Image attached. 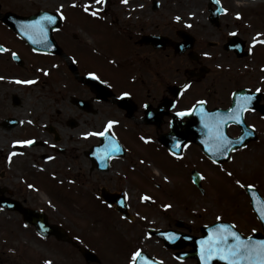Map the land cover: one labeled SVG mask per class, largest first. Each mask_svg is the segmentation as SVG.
I'll return each mask as SVG.
<instances>
[{"label": "flooded vegetation", "instance_id": "flooded-vegetation-1", "mask_svg": "<svg viewBox=\"0 0 264 264\" xmlns=\"http://www.w3.org/2000/svg\"><path fill=\"white\" fill-rule=\"evenodd\" d=\"M245 2L253 0H0V90H8L4 73L32 82L16 88L39 99L33 100L32 111L43 113L35 121H47L41 126L51 143L39 158L60 164L55 170L38 169L49 171L45 181L50 186L61 178L58 191H50L60 205H72L61 206L57 217L52 204L23 193L36 191L28 187L35 186L31 181L27 189L0 183V264H129L137 249L141 258L136 264L145 258L149 264H203L198 241L221 224L241 239L264 240V170L251 173L250 181L238 165L264 162V111L258 108L264 107V84L250 66L261 60L257 45L264 43L247 38L248 26L260 13ZM40 13L44 19L32 18ZM47 15H55L56 22L48 23ZM23 20L39 22L44 36L23 28ZM24 32L40 42L22 37ZM87 77L93 79L91 86ZM243 93L250 97L246 103L238 97ZM10 96L13 106L21 104L20 95ZM241 104L242 123L228 119ZM180 110L191 111L176 117ZM9 118L0 126L11 129L3 124ZM221 119L227 123L220 132L240 143L227 159H211L195 140H185L181 148L176 142L174 151L159 141L172 128L183 132L178 139L184 141L195 136L185 130L196 127L197 138L212 142ZM110 120L117 123L104 136L92 135L104 131ZM245 132L251 134L241 142ZM30 140L28 148L42 145ZM113 144L118 150H112ZM151 149L166 152L165 177ZM180 174L191 190L190 197L183 194L182 208L180 193L170 183L172 175ZM27 177L33 180L34 174ZM237 178L251 185L263 203L253 206L248 188L236 185ZM81 188L83 205L75 200ZM145 196L151 199H141ZM196 198L206 202L195 204ZM21 209L34 211L46 230L25 220ZM169 233L179 238L162 235ZM209 264L227 261L213 256Z\"/></svg>", "mask_w": 264, "mask_h": 264}, {"label": "rangeland", "instance_id": "rangeland-1", "mask_svg": "<svg viewBox=\"0 0 264 264\" xmlns=\"http://www.w3.org/2000/svg\"><path fill=\"white\" fill-rule=\"evenodd\" d=\"M246 5L250 6L253 5L254 11L259 12L260 14L255 18H253V22L248 26L250 29L247 38L250 39L253 42V39L257 41L254 43L257 45L259 41L263 38L261 36H257V33H263L264 29V0H253V2L248 3L245 2L244 6ZM257 12V13H258ZM255 19V20H254ZM264 37V36H262ZM257 54H259L261 59L259 62L255 64H250V66L253 68V75L255 77L259 78L262 84H264V46L257 45ZM24 75V74H23ZM4 79L6 80V85H8V90H0V107L4 108L5 111H0V125L1 121L4 118L14 117L19 121V125L12 127L11 129H6L0 126V170H4L5 177L3 179H0V183L10 187L15 188L17 186L20 187V189H27L25 187V183L32 182L36 188V191L29 190L24 191L26 195L29 196L31 199V196L41 204L49 205L52 204L51 214L54 216L59 217V214L57 213V210L63 207L70 206L71 204H61L58 202L59 198L54 194V191H50L51 188H54L55 191H58L57 189L60 188V183L57 181L61 178H54V183L52 186H50L46 181L45 178H50L48 175V172H43L38 169V167H42L45 169H59L60 164L55 161H43L39 158V155L43 152H49L47 151L48 146L51 143V139L47 132L42 129L41 124L47 123L44 119L43 122L35 121V117H39L42 115L43 111H32L36 106L33 107L32 102L33 100H36L35 103L39 102V99L33 98L31 94L23 91L21 88H16V86H19L20 84H23L26 79L19 76H14V73L11 75L8 73H4ZM25 76V75H24ZM17 93L20 95L21 98V104L19 106H13L11 103V94ZM51 116L55 117L56 113L55 111H50ZM88 119V118H84ZM92 119V118H90ZM30 139H37L42 143L41 146L37 145L35 147L28 148L27 145L17 144L16 141H24V140H30ZM19 146L20 148H16L15 146ZM153 150V149H151ZM165 152V151H164ZM161 150H153V154L151 156L158 162L160 165L156 166L157 171L161 176L168 175L166 167H168V156ZM13 153H15L13 155ZM245 155L244 153H242ZM243 171H248V179L251 181V173H262L264 170V162H261L260 164L256 163H249V162H243ZM155 171V170H154ZM27 173H33L34 174V181L30 180V178L27 177ZM246 175V178H247ZM174 179L170 182L171 187L179 192V206L182 208L181 203L185 201V198L183 197V194H188V196H191V190L190 185L187 180V178L183 175H172ZM37 178V179H36ZM75 180V179H74ZM91 181V180H90ZM89 184H85L86 186ZM68 192V189L65 188ZM52 192V196H50ZM50 193V194H49ZM84 189L81 188L79 192V196L75 199L80 202H82V205L85 204L84 201ZM56 199L54 201V199ZM178 198V197H177ZM52 201V203H51ZM206 199H200L196 198L194 203L200 204L205 203ZM208 202V201H207ZM92 205H94V202L92 201ZM73 208L77 209L75 205H73ZM198 209V208H196ZM65 213V211H64ZM66 214V213H65ZM70 215H74V211L70 210ZM70 220H76L75 218L69 217Z\"/></svg>", "mask_w": 264, "mask_h": 264}, {"label": "snow or ice", "instance_id": "snow-or-ice-1", "mask_svg": "<svg viewBox=\"0 0 264 264\" xmlns=\"http://www.w3.org/2000/svg\"><path fill=\"white\" fill-rule=\"evenodd\" d=\"M96 3H101L102 0H95ZM122 3H126L127 0H121ZM215 2L218 4L219 0H215ZM88 8H85V11H88ZM92 15H96V12H92ZM63 19V16L60 17ZM237 18H239V13L237 14ZM57 17L55 15H47L45 17V20L48 23H55ZM177 20H179V17H176ZM29 28L32 29L34 35L38 36H44V28L43 26L37 22L34 21L29 25ZM232 35H235L233 33ZM258 37L259 36H264V34L257 33L256 34ZM30 39H32L33 43H38L37 39H34L33 36H29ZM257 41L255 38L253 39V43H256ZM260 43H264V39H261L259 41ZM15 56V54L13 53ZM90 77L93 79H99L98 76H96L95 73H88ZM24 83H32L31 81H24ZM103 83V81H102ZM185 88L188 87V85H184ZM257 92L260 91V89L256 90ZM129 93H122V96H127ZM250 99V97L245 98V103L247 100ZM198 104H203L204 101H198ZM244 110V105L241 104L239 105L231 114L228 119L236 122V123H242L240 119V114ZM191 110H180L175 112L176 117H184L185 115L188 114V112ZM148 115H151L149 113ZM117 121H108L107 124L105 125L104 131L98 132V133H93L92 135H98V136H104L106 132L115 124ZM227 121L221 119L217 124H216V135L212 139V144H213V149H214V154H219V155H227L228 154V149L229 146L233 143L227 135L223 134L220 132V125L225 124L226 125ZM171 122H170V127H171ZM251 127V126H249ZM250 132H245L243 136L240 137V141H243L244 136L250 135ZM141 139H145L144 137H141ZM15 143L17 144H22V145H31L33 141L31 140H24V141H16ZM179 142L177 141V144ZM176 146V145H174ZM119 146L113 144L112 145V150L116 151L118 150ZM235 150V149H233ZM15 153H13L14 155ZM173 156L176 155L175 152L171 153ZM228 176H233L234 173L232 171H228L227 173ZM202 178V177H201ZM236 185L242 187V188H251V185H246L241 182L239 178L235 180ZM29 188H32L33 185L29 184ZM141 199L145 200H150L151 197H142ZM165 208L170 207V205H165ZM217 220H220L221 218L218 216L216 218ZM261 219L264 220V215L261 216ZM41 230H46L44 225L39 226ZM233 228L235 227L234 225L232 226ZM255 231V229H253ZM40 233L38 232V235ZM162 235H170L173 237H176L177 239L179 238L178 234L176 233H169V234H162ZM185 239H189V237H184ZM200 245H202V262L203 264H209L210 260L213 258V256L218 257L221 260L227 261V264H264V240H259V241H253L251 239L244 240L241 239L240 235L236 231H232L231 228L227 224H221L216 226L214 230V234L210 235L209 237H206L205 239H202L198 241ZM141 258V250L137 249L135 252L131 254V259L129 261V264H136V261ZM44 264H51V261H45ZM141 264H149L148 259H143Z\"/></svg>", "mask_w": 264, "mask_h": 264}, {"label": "water", "instance_id": "water-1", "mask_svg": "<svg viewBox=\"0 0 264 264\" xmlns=\"http://www.w3.org/2000/svg\"><path fill=\"white\" fill-rule=\"evenodd\" d=\"M32 18H35L36 19H44V16L42 13L32 17ZM4 22H6L10 27H16L15 25H13V22L11 21H7V20H4ZM23 23L22 24V27L23 28H29V20H23ZM49 34V32H47V35ZM21 36L24 37V38H28L29 37V33L28 32H24V33H21ZM85 82L87 84H89L90 86L93 84V79L90 78V77H87L85 78ZM241 93V92H240ZM239 99L240 100H243L244 102V99L247 97L245 93L240 94L239 96ZM16 103V101H14ZM260 111H264V107L263 106H259L258 107ZM18 123V121L16 119H13V118H9V119H5L3 121V124L5 126H7L8 128L10 127H13L14 125H16ZM202 129L204 130V127H202ZM202 130V131H203ZM215 129L212 128V132H214ZM199 132L198 129H196V127H190V128H187L185 130V133H187L188 135H191V133L195 134L194 137H191L188 138L187 136L184 137V141H181L179 142V139H181L182 137H180L179 135L180 134H183V132H180V131H177L175 130L174 128L171 129V131L169 132V134H167L166 136H162V137H159V141L164 145L166 146L169 150L171 151H174L176 146V142L178 141L179 142V147L181 148V146L184 144L183 142H186L187 140H195V142L199 143L201 145V149L203 150V152L209 156L211 159L215 160V161H221L223 159H227L229 157V153L230 151H232L233 149L237 148L240 146V143H236L233 142L230 146H229V149H228V154L227 155H219V154H214V149H213V144L212 142H208L207 140H205L204 138H197L196 134ZM179 138V139H178ZM186 140V141H185ZM106 144L102 143L100 145V147H103L105 146ZM249 192H250V196H251V202L254 206V204L256 203H263V201L261 200V198L258 196V194L252 190L251 188H248L247 189ZM22 213H23V216H24V219L29 221V222H34L37 229L42 231L40 229V225H44L45 228H47L48 226L46 224H41L40 222L36 221L35 217H34V211L32 210H25V209H21Z\"/></svg>", "mask_w": 264, "mask_h": 264}]
</instances>
